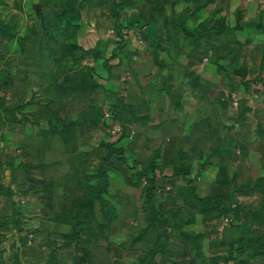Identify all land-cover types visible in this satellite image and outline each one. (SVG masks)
<instances>
[{
	"label": "rangeland",
	"instance_id": "374dc122",
	"mask_svg": "<svg viewBox=\"0 0 264 264\" xmlns=\"http://www.w3.org/2000/svg\"><path fill=\"white\" fill-rule=\"evenodd\" d=\"M0 264H264V0H0Z\"/></svg>",
	"mask_w": 264,
	"mask_h": 264
},
{
	"label": "trees",
	"instance_id": "16d2710c",
	"mask_svg": "<svg viewBox=\"0 0 264 264\" xmlns=\"http://www.w3.org/2000/svg\"><path fill=\"white\" fill-rule=\"evenodd\" d=\"M193 35H194V33H193Z\"/></svg>",
	"mask_w": 264,
	"mask_h": 264
}]
</instances>
